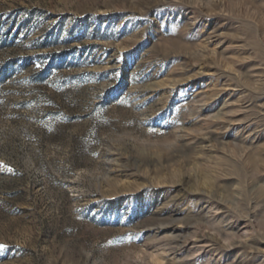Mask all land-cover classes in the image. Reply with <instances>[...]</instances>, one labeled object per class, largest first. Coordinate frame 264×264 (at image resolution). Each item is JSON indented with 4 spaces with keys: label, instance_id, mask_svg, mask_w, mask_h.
Listing matches in <instances>:
<instances>
[{
    "label": "rangeland",
    "instance_id": "374dc122",
    "mask_svg": "<svg viewBox=\"0 0 264 264\" xmlns=\"http://www.w3.org/2000/svg\"><path fill=\"white\" fill-rule=\"evenodd\" d=\"M0 264H264V0H0Z\"/></svg>",
    "mask_w": 264,
    "mask_h": 264
}]
</instances>
